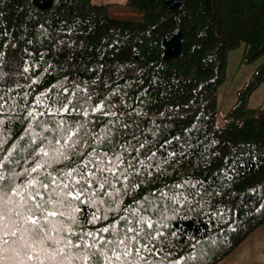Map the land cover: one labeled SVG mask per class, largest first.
<instances>
[{"label":"trees","instance_id":"1","mask_svg":"<svg viewBox=\"0 0 264 264\" xmlns=\"http://www.w3.org/2000/svg\"><path fill=\"white\" fill-rule=\"evenodd\" d=\"M126 4L142 19L114 17L104 2L0 0V160L10 154L18 174L50 164L32 174L45 179L95 159L93 150L116 154L139 172L118 201L99 206L85 192L57 219L70 214L72 231L95 233L123 224L132 207L161 233L141 253L149 264H215L264 224V105L249 104L264 80V0ZM236 47L259 66L219 120ZM61 121L85 143L53 162Z\"/></svg>","mask_w":264,"mask_h":264},{"label":"snow or ice","instance_id":"2","mask_svg":"<svg viewBox=\"0 0 264 264\" xmlns=\"http://www.w3.org/2000/svg\"><path fill=\"white\" fill-rule=\"evenodd\" d=\"M3 104L0 97V110ZM57 127L61 135L51 145V159H72L85 143L80 129L76 124L65 126L63 121ZM93 154L95 159L82 160L76 168L56 176L47 173L45 179L32 174L50 164L37 162L18 174L8 168L10 154L0 160V264H149L147 256L141 253L148 251L149 241L158 239L161 233L148 231L154 229L153 222L132 207L126 209L129 215L122 217L123 224L117 221L95 233L72 231L75 218L70 214L67 224L60 222L64 209L73 200H80L85 192L99 206L115 203L124 185L129 184L132 176L139 175L135 169L129 172L132 164L116 154L109 157L108 153L93 150L90 157ZM38 155L48 157L50 153L42 147ZM131 187L139 184L132 182ZM99 211L103 212V207ZM147 211L142 209L141 213ZM74 235L78 236L76 241L70 238Z\"/></svg>","mask_w":264,"mask_h":264},{"label":"rangeland","instance_id":"3","mask_svg":"<svg viewBox=\"0 0 264 264\" xmlns=\"http://www.w3.org/2000/svg\"><path fill=\"white\" fill-rule=\"evenodd\" d=\"M108 4L110 15L119 18L142 19L144 10L129 6L126 0H89ZM227 73L219 90L218 110L229 111L237 97L235 91L254 76L259 59L247 60L240 47L229 51ZM250 106L264 105V80L249 95ZM218 119H223L218 114ZM227 116V114H226ZM215 264H264V224L251 230L229 253Z\"/></svg>","mask_w":264,"mask_h":264},{"label":"built area","instance_id":"4","mask_svg":"<svg viewBox=\"0 0 264 264\" xmlns=\"http://www.w3.org/2000/svg\"><path fill=\"white\" fill-rule=\"evenodd\" d=\"M222 114L223 118H226V114L228 113V111H221V109L218 110V114Z\"/></svg>","mask_w":264,"mask_h":264}]
</instances>
